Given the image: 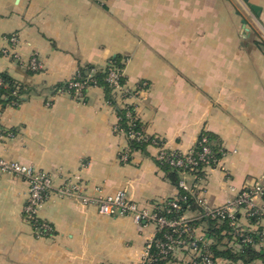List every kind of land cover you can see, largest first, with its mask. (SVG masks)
<instances>
[{"label":"crops","instance_id":"obj_1","mask_svg":"<svg viewBox=\"0 0 264 264\" xmlns=\"http://www.w3.org/2000/svg\"><path fill=\"white\" fill-rule=\"evenodd\" d=\"M32 54L43 71L27 68ZM113 59L131 89L145 84L136 113L147 135L181 153L202 132L220 139L225 170L208 169L202 183L211 206L264 184V0H0V74L25 88L18 103L0 106V157L51 175L55 185L75 175L92 196L122 191L146 208L177 197L156 147L119 161L128 143L114 130L117 111L102 87H88L81 101L59 89L81 68L100 71ZM27 198L24 179L0 173V264H139L155 234L151 224L105 217L51 191L39 215L54 234L37 237L24 216ZM239 218L264 230V222ZM205 233L201 225L197 234ZM230 241L223 243L239 248ZM187 263L177 253L168 264Z\"/></svg>","mask_w":264,"mask_h":264},{"label":"built area","instance_id":"obj_2","mask_svg":"<svg viewBox=\"0 0 264 264\" xmlns=\"http://www.w3.org/2000/svg\"><path fill=\"white\" fill-rule=\"evenodd\" d=\"M96 1L104 3L108 0ZM9 41L13 48L19 45V37L16 34H13ZM1 54L8 56L11 52L10 50H4ZM107 67H109L107 81L112 88V93L117 102L116 105L121 108L132 107V110L136 113L137 102L141 98V94H143L145 84L137 89H131L127 85V82L124 84L120 82V77L124 76L123 70L115 68L110 62ZM27 68L33 72L43 71V65L36 54L30 56ZM94 73L95 70H92L87 79H91ZM2 84L3 81L0 78V86ZM87 88L84 82L70 81L67 91L75 99L81 101ZM130 116L131 112L128 113V117ZM119 121L120 118L118 117L114 130L124 135L128 143L127 147L120 151L119 161L121 163H129L132 154L129 141H141L149 137V135H147L145 130H142V132L124 131L120 127ZM3 137L4 134L0 128V139ZM157 139L153 140L150 145L158 149L157 161L167 162L175 168L184 169V172L180 174L179 188L189 193L195 199V217L188 218L185 214L179 219H167L160 214L161 209L158 205L147 208L141 207L137 202L129 199L126 193L122 191L109 195L103 193L102 189L97 188L96 195H89L85 192V187L80 178L75 175L65 176L59 185H55L51 175L36 171L34 168L23 163L10 161L2 157H0V173L22 178L28 183V198L24 207V216L35 230L37 237H50L54 234L52 225L42 221L39 213L46 201L47 194L55 191L60 197L75 199L84 206L95 207L102 216L112 218L130 217L139 225H153L155 227V234L147 242L139 264L153 261L151 250L154 246L159 248L160 254L164 258L174 257L177 253H183L189 257L190 264H221L222 259L214 258L212 252L209 250V246L213 244V240L208 238L206 234L198 235L197 229L199 227L193 228L188 225L189 221L202 216L219 218L221 220L228 218L231 231L224 232V234L231 235L229 243L235 245V247H240L241 243L253 242L247 237V233L256 232V230L252 231L243 226L239 216L242 215V217L248 220L251 217H257L256 224L258 225L264 222V184L256 182L253 186L243 187L233 197L227 199L223 205L211 206L205 198V189L202 185L203 177L196 175L200 162L205 164L204 168H202L205 174L208 169L213 168L209 165L211 163V150L204 148L202 154L196 156L192 147L188 152H180L179 155H176V151L166 148L163 140ZM206 142V139L202 140V143ZM220 161L214 160V168L221 167ZM221 169L225 170L223 167ZM188 178H192V180L188 181ZM231 191L235 192V189H231ZM261 199L263 200L262 202ZM173 206L176 209H180V206L177 204H173ZM165 228L172 229L176 237L170 235L166 237V241L161 242L156 239V236ZM260 237V240L254 243V247L264 250V230L260 233Z\"/></svg>","mask_w":264,"mask_h":264},{"label":"trees","instance_id":"obj_3","mask_svg":"<svg viewBox=\"0 0 264 264\" xmlns=\"http://www.w3.org/2000/svg\"><path fill=\"white\" fill-rule=\"evenodd\" d=\"M115 68L119 70H123V65L120 63V60L113 59L110 62ZM109 67L102 69L100 71H96L91 66H87L85 68H81L75 77H73L70 81H81L86 83L87 87L90 86H99L105 90L107 100L111 103L116 111L117 115L120 118L119 125L124 131H133V132H142L144 130L143 125L137 117V114L132 110V107H124L121 108L117 106L116 99L112 93V88L107 81V72ZM92 70H95L94 76L91 79H87L88 75ZM33 72V71H31ZM34 73V72H33ZM0 78L3 81V84L0 86V106L1 109H4L9 104L18 103L21 99V96L25 92L24 86L18 84L14 79H12L8 74L2 73L0 74ZM65 82L59 86L61 90H68L69 82ZM121 83H126V77H120ZM131 112V116L128 117V113ZM3 131V130H2ZM3 134L6 135L3 131ZM157 139L156 137H147L144 140L137 141L131 140L129 141V145L131 148V152L141 151L146 152L147 148L152 144L153 140ZM206 139V143H202V140ZM158 140V139H157ZM156 140V141H157ZM195 155H200L203 152L204 148H209L211 150V163L209 164L214 168L215 161L221 160L226 154L225 149L222 146L220 139L210 133V132H202L198 138V141L193 146ZM180 152L176 151V155H179ZM159 167L165 172L167 178L170 182L178 188V195L175 198L167 199L162 204H159L158 207L161 209L160 214L167 219H179L183 215L187 214L190 211L196 210L195 199L186 191L179 188V183L181 180V172H184L183 168H175L171 166L167 162L157 161ZM204 163L200 162L198 165V171L196 175L198 177H204L205 172L202 171L204 168ZM173 204H177L180 206V209H176ZM257 217H251L250 222H257ZM188 225L191 227H200L201 225L206 228V235L208 238L213 240V244L209 246V250L212 252L214 258H220L232 263H243V264H251L255 261L261 260L264 263V250H257L254 247V243L260 240V233L262 230H257L256 232L247 233V237L250 238L253 242H245L239 245V248L228 247L227 244L223 243V241L228 238L231 239V235L224 234V232H230L231 228L229 226V219L225 218L223 220L219 218H211V217H198L188 222ZM176 237L174 231L170 228H165L160 231L156 239L164 242L166 241L167 236ZM151 255L153 261L146 264H168L173 257L164 258L163 255L160 254V250L157 247H153L151 250ZM190 264V263H187Z\"/></svg>","mask_w":264,"mask_h":264},{"label":"water","instance_id":"obj_4","mask_svg":"<svg viewBox=\"0 0 264 264\" xmlns=\"http://www.w3.org/2000/svg\"><path fill=\"white\" fill-rule=\"evenodd\" d=\"M249 7L251 8V10L256 14V15H259L260 14V7L256 6V5H252V4H249ZM243 24L245 25V21L243 22Z\"/></svg>","mask_w":264,"mask_h":264}]
</instances>
